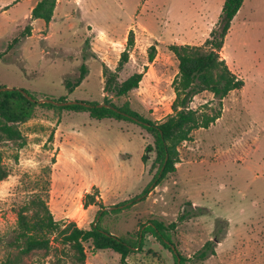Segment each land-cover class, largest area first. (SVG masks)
<instances>
[{
  "label": "rangeland",
  "instance_id": "1",
  "mask_svg": "<svg viewBox=\"0 0 264 264\" xmlns=\"http://www.w3.org/2000/svg\"><path fill=\"white\" fill-rule=\"evenodd\" d=\"M225 1L59 0L47 23L31 17L39 0H0V87L24 89L39 101L33 118L20 126L24 147L0 143L9 171L0 182V264L18 252L12 246L17 213L36 198L61 224L89 229L99 223L118 237L135 236L155 220L176 223L169 235L186 264H264V0H244L220 53L244 87L224 100L215 124L178 147L176 171L158 186H149L157 172L156 154L148 150L153 138L139 124L42 105L53 100L63 106L57 102L63 97L102 103L104 68L116 72L133 32L135 45L118 80L144 72L143 80L127 96L110 98L117 106L129 103L152 122L165 121L173 113L172 83L179 66L169 47L206 45ZM27 26L31 35L10 49ZM152 45L157 54L149 63ZM82 66L85 79L69 92L66 81L74 82ZM206 103L216 107L218 100L205 92L191 107ZM209 241L215 242V255L199 261L196 254ZM59 247L49 256H25L21 264H48L68 252ZM86 248V264H120L112 250ZM128 264L176 260L149 233Z\"/></svg>",
  "mask_w": 264,
  "mask_h": 264
},
{
  "label": "trees",
  "instance_id": "2",
  "mask_svg": "<svg viewBox=\"0 0 264 264\" xmlns=\"http://www.w3.org/2000/svg\"><path fill=\"white\" fill-rule=\"evenodd\" d=\"M59 0H39L33 8L31 17L34 20H43L50 23ZM244 0H226L218 21V28L211 33V38L204 46L171 45L170 51L176 57L179 66L178 74L173 80L172 87L175 99L172 103L173 113L163 122H152L142 117L130 108L129 103L117 106L112 102L110 95L117 98L127 96L137 90L143 80L144 72L135 73L126 80L119 82L118 72L122 71L130 60V52L135 45L133 32L128 35L125 49L121 53L116 72L105 66L104 92L107 94L102 103L78 102L71 105L57 106L53 103H44L43 106L68 111L85 112L92 119L130 121L139 124L153 138L152 146L156 159L153 166L157 172L149 186H158L159 183L171 173L176 171L179 163L178 147L184 142L193 140V133L200 129H208L222 116L223 102L234 91L244 87V81L237 76L221 56L224 41L229 34L232 21L243 6ZM32 33V27L27 26L20 37L16 38L10 49ZM157 49L152 45L149 49L148 61L154 62ZM87 68L82 66L80 76L73 82L66 81L69 92L81 85L85 79ZM0 87V143H19V148L25 145L24 136L20 126L31 120L39 106L35 98L24 89L2 90ZM208 92L218 100L217 106L206 103L202 108L193 109L191 104L196 96ZM29 97L32 99L30 100ZM59 103L69 102L66 98L57 100ZM103 104L104 106H99ZM144 159L147 161L148 156ZM9 177L8 169L2 163L0 150V182ZM146 189L144 194H148ZM87 198H91L90 195ZM93 204L96 202L93 200ZM88 206V203H86ZM105 206H100L99 212H104ZM176 230V223L166 225L160 221H151L146 229L137 234H127L118 237L104 230L99 223L92 224L89 229H83L76 223L61 224L54 219L47 203L40 198L32 200L21 207L17 213V229L12 246L18 248L16 254L10 253L4 264H21L23 257L35 252H44L49 256L52 252H60V246L68 248L64 252L71 264H86L88 259L87 244L93 251L112 250L121 257L120 264H128V257L141 250L144 246L146 234H151L163 246L174 253L176 264H186L188 260L176 253L170 239V233ZM2 239H0L1 241ZM54 244H58L55 246ZM215 242L209 241L201 251L196 254V259L204 261L210 255H215ZM70 252V253H69ZM64 256L50 261L48 264H68Z\"/></svg>",
  "mask_w": 264,
  "mask_h": 264
},
{
  "label": "water",
  "instance_id": "3",
  "mask_svg": "<svg viewBox=\"0 0 264 264\" xmlns=\"http://www.w3.org/2000/svg\"><path fill=\"white\" fill-rule=\"evenodd\" d=\"M2 90L6 91V90H13V88H2ZM30 100H32L30 97H29ZM39 102V101H38ZM44 103H53V104H57L55 103L53 100H45ZM78 102H67V103H62V104H59V105H71V104H76ZM99 106H104L103 104H100Z\"/></svg>",
  "mask_w": 264,
  "mask_h": 264
},
{
  "label": "crops",
  "instance_id": "4",
  "mask_svg": "<svg viewBox=\"0 0 264 264\" xmlns=\"http://www.w3.org/2000/svg\"><path fill=\"white\" fill-rule=\"evenodd\" d=\"M35 7V6H34Z\"/></svg>",
  "mask_w": 264,
  "mask_h": 264
}]
</instances>
